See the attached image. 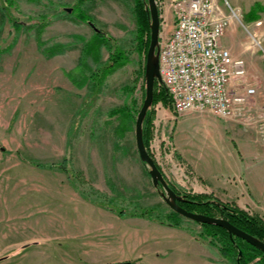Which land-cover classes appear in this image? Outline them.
I'll use <instances>...</instances> for the list:
<instances>
[{
	"label": "rangeland",
	"instance_id": "obj_1",
	"mask_svg": "<svg viewBox=\"0 0 264 264\" xmlns=\"http://www.w3.org/2000/svg\"><path fill=\"white\" fill-rule=\"evenodd\" d=\"M172 1L156 0L159 41L171 32ZM217 1L233 17L223 43L246 60L242 86L255 87L258 79L264 80V0ZM147 4L0 0V264H90L131 250L149 257L152 239L162 237L158 226L164 225L147 216L118 215L109 206L128 214L155 208L165 221L179 222L198 237L202 234L225 264L240 261V255L226 256L227 242L199 222L183 215L168 217L172 208L163 198L164 188L153 185L150 168L140 158L136 119L146 93L148 34L139 35L138 9ZM3 6L23 24L20 29ZM54 44L63 46L61 52L47 56L44 49ZM119 52L124 63L104 68ZM162 89L157 79L154 91ZM262 89L256 88L246 106ZM148 113L147 149L166 180L179 193L219 199L201 192L174 142L188 158L199 161L198 152L204 153L206 146L233 149L231 138L240 137L238 130L231 126L226 131L223 119L212 115L206 122L186 114L177 121L170 102L152 103ZM254 115L246 111L227 118L242 129L255 126L264 141V115ZM242 210L264 221L258 212ZM36 242L41 246L36 248ZM23 244L30 245L18 252ZM250 264H264V259L259 255Z\"/></svg>",
	"mask_w": 264,
	"mask_h": 264
},
{
	"label": "built area",
	"instance_id": "obj_2",
	"mask_svg": "<svg viewBox=\"0 0 264 264\" xmlns=\"http://www.w3.org/2000/svg\"><path fill=\"white\" fill-rule=\"evenodd\" d=\"M172 7L174 28L159 41V83L172 112L177 118L190 110L245 114L256 88H243L246 60L223 43L232 15L217 0H173Z\"/></svg>",
	"mask_w": 264,
	"mask_h": 264
},
{
	"label": "crops",
	"instance_id": "obj_3",
	"mask_svg": "<svg viewBox=\"0 0 264 264\" xmlns=\"http://www.w3.org/2000/svg\"><path fill=\"white\" fill-rule=\"evenodd\" d=\"M173 28L174 19L172 17L169 30L172 31ZM227 47L232 49L231 44ZM262 65V69H264V64ZM255 85L257 90L259 87L263 88L262 94L253 98L251 105L246 106L245 113L252 111L255 114L254 117L257 118L256 115L259 113L261 116L264 115V80L258 79ZM184 114L205 122L208 117H220L224 121L226 131L232 126L238 130L240 135L239 138H231L233 149L228 148V146H221L220 148L216 145L212 147L214 150L212 154V149L206 146L204 153L202 150L198 152L199 161L188 158L185 151L174 142L176 154L182 158L185 166H188V170L190 169V173L193 174L201 192L212 194L233 204L236 203L240 208L250 212H258L264 217V141L260 140L258 129L254 128L255 126L242 129L236 122L212 112L190 110ZM182 116L178 117L177 121ZM208 148L209 150H207ZM77 199L80 198L77 197ZM81 199L80 201H84ZM94 207L99 209L97 206ZM158 228L162 237L152 239L154 241L149 257H142L141 252L131 250L128 255L123 254L111 259L94 261L90 264H111L127 261L135 264H225L224 259L217 255L218 252L215 248L188 230L169 225L158 226ZM32 244L36 248L41 246L39 242ZM29 245L23 244L22 250L18 252L25 251Z\"/></svg>",
	"mask_w": 264,
	"mask_h": 264
},
{
	"label": "trees",
	"instance_id": "obj_4",
	"mask_svg": "<svg viewBox=\"0 0 264 264\" xmlns=\"http://www.w3.org/2000/svg\"><path fill=\"white\" fill-rule=\"evenodd\" d=\"M3 9L5 10V14L8 17L9 20H11L12 24L17 28L20 29L23 25L22 23H19L18 21H15L12 18V15L9 11V7L3 6ZM139 16L141 18V29H140V36L143 37L142 33H147V40H146V51L148 49V46L150 44V29H149V16H148V9L143 7V5L140 6L138 9ZM84 19H90L83 13ZM39 46L42 45V40L40 37H37ZM60 44H54L51 47L45 48L44 53L47 56H54L61 51ZM124 55H122L121 52L117 53L116 55L113 54L110 57L108 66H105L104 68L113 69L119 65H122L124 63L123 61ZM158 101H162L164 104H168L170 102L169 94L165 88H163L159 93L154 91L153 96V104L157 103ZM149 112V109H148ZM147 112V115L145 117L144 123H143V140L146 145V147L149 146V140L151 137V116ZM33 164H35L38 167H51L52 165H46L39 162L32 161ZM61 166V165H59ZM63 166V165H62ZM49 167V168H50ZM64 170V168H63ZM168 182V181H167ZM170 187L178 194L179 200L178 203L183 206L184 208L198 212L203 213L215 217H223L227 220H229L232 224L237 226L238 228L246 231L247 233L251 234L255 238H258L260 240L264 241V221L259 216L250 215L248 212L240 209L237 206L230 205L228 203H224L220 201L219 199L211 198L210 196L203 195V194H190V193H179V191L176 190L175 186L168 182ZM162 186V185H161ZM84 197H86L85 194H83ZM87 198V197H86ZM108 207V206H107ZM109 209L115 211L118 213V215L121 216H138V217H144L147 216V218L152 219L154 221H158L160 224L163 225H169V226H175L180 227L179 222H171V221H165L163 219V216L158 214V210L155 208L152 209H142L141 212H135L132 214H128L123 208H117V207H108ZM156 213V214H155ZM155 214V215H154ZM179 213L175 212L174 210L171 211V213L168 215V217L178 216ZM202 224L205 229H207L213 237H219L221 239H224L225 242L229 245V249H225L224 252L226 253V256H229V258L232 259V257L236 258L239 255V250L242 251L241 257H240V263L241 264H250V262L253 260V258H256L257 256L261 255L262 259H264V252L260 249L256 248L255 246L251 245L248 242H242L243 240L237 236L231 237L227 230L224 228L215 225V224H207V223H200ZM185 229V228H184ZM187 230V229H186ZM189 232H192L191 230H188ZM193 234V233H192ZM194 235V234H193ZM200 237H203L202 234H200ZM211 244L215 245L212 241H210ZM244 243V244H243ZM222 251V249L220 248ZM223 252V251H222ZM234 260V259H233ZM236 261V262H235ZM233 262L238 263L237 259H235ZM132 264H135L131 262Z\"/></svg>",
	"mask_w": 264,
	"mask_h": 264
},
{
	"label": "water",
	"instance_id": "obj_5",
	"mask_svg": "<svg viewBox=\"0 0 264 264\" xmlns=\"http://www.w3.org/2000/svg\"><path fill=\"white\" fill-rule=\"evenodd\" d=\"M147 9L149 11L150 17V44L148 47L146 55V66H145V75H146V93L143 104L140 108V111L136 119V142L137 149L140 155V158L143 162L147 164L149 169V174L153 180V185L158 188L160 185L163 186L164 191L162 192L165 202L174 210L175 212L183 215L191 220H194L199 223L215 224L228 231L231 237L237 236L244 241L250 243L256 248L264 252V241L258 238H255L246 231L238 228L232 224L229 220L223 217H215L203 213H198L190 211L178 203L180 199L178 194L170 187L166 178L164 177L163 172L158 167L154 158L150 155L144 140H143V123L147 115L148 109L152 105L154 88L156 80L161 79L160 70H159V36H160V13L157 6L156 0H147ZM242 251L239 250V255L241 256ZM111 264H132L131 262H118ZM238 264H241L238 258Z\"/></svg>",
	"mask_w": 264,
	"mask_h": 264
},
{
	"label": "bare ground",
	"instance_id": "obj_6",
	"mask_svg": "<svg viewBox=\"0 0 264 264\" xmlns=\"http://www.w3.org/2000/svg\"><path fill=\"white\" fill-rule=\"evenodd\" d=\"M95 28V27H94Z\"/></svg>",
	"mask_w": 264,
	"mask_h": 264
}]
</instances>
